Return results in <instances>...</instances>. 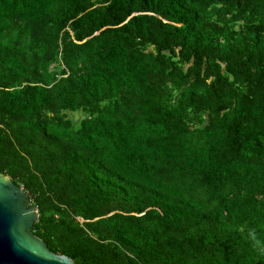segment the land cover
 <instances>
[{"label":"trees","instance_id":"1","mask_svg":"<svg viewBox=\"0 0 264 264\" xmlns=\"http://www.w3.org/2000/svg\"><path fill=\"white\" fill-rule=\"evenodd\" d=\"M0 168L77 264H264V0H0Z\"/></svg>","mask_w":264,"mask_h":264},{"label":"water","instance_id":"2","mask_svg":"<svg viewBox=\"0 0 264 264\" xmlns=\"http://www.w3.org/2000/svg\"><path fill=\"white\" fill-rule=\"evenodd\" d=\"M38 214L28 189L0 168V264H77L32 230Z\"/></svg>","mask_w":264,"mask_h":264},{"label":"rangeland","instance_id":"3","mask_svg":"<svg viewBox=\"0 0 264 264\" xmlns=\"http://www.w3.org/2000/svg\"><path fill=\"white\" fill-rule=\"evenodd\" d=\"M68 116L74 120L80 117L77 113H72V112H68Z\"/></svg>","mask_w":264,"mask_h":264}]
</instances>
